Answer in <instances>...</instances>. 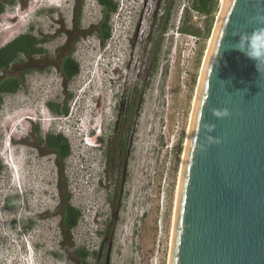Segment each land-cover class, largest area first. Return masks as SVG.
<instances>
[{
  "label": "rangeland",
  "instance_id": "obj_1",
  "mask_svg": "<svg viewBox=\"0 0 264 264\" xmlns=\"http://www.w3.org/2000/svg\"><path fill=\"white\" fill-rule=\"evenodd\" d=\"M114 1L103 44L99 0H85L78 27L76 0H0V47L28 32L48 39L46 55L0 74L28 70L0 105V264H76L72 243L94 263L104 240L110 264H168L194 101L222 1L208 17L193 0ZM91 26L97 32L79 38ZM69 52L80 73L65 82L58 63ZM49 102L67 107L68 121L52 120ZM60 133L71 150L64 161L40 142ZM62 194L82 214L66 240L56 211ZM8 195L17 197L13 210ZM14 218L25 233L10 227Z\"/></svg>",
  "mask_w": 264,
  "mask_h": 264
},
{
  "label": "water",
  "instance_id": "obj_2",
  "mask_svg": "<svg viewBox=\"0 0 264 264\" xmlns=\"http://www.w3.org/2000/svg\"><path fill=\"white\" fill-rule=\"evenodd\" d=\"M257 14L264 0L221 7L194 101L168 264H264V67L259 73L235 49L240 33L264 27L249 23Z\"/></svg>",
  "mask_w": 264,
  "mask_h": 264
},
{
  "label": "trees",
  "instance_id": "obj_3",
  "mask_svg": "<svg viewBox=\"0 0 264 264\" xmlns=\"http://www.w3.org/2000/svg\"><path fill=\"white\" fill-rule=\"evenodd\" d=\"M100 4L104 8V19L99 24V29L101 31L100 39L103 44H105L111 37L112 27L110 25V19L112 15L118 9V3L114 0H99ZM85 0H76L74 7V22L78 26L81 24V17L83 12ZM216 2L215 0H193L191 8L204 15L206 17L210 16L214 10ZM5 10V5L0 2V14ZM95 26H91L87 32H82L79 38L87 35H91L96 31ZM166 29V28H165ZM164 30V29H163ZM48 41L46 37H37L32 32L20 35L14 38L12 41L8 42L4 46L0 47V74L10 69L14 64L18 62H25L27 60H34L37 56L46 55L48 53L47 49L43 47ZM58 68L62 78L65 82H71L80 73V64L73 57V52H69L66 56L61 58L58 63ZM22 73V76H8L6 78H1L0 75V105L3 102L5 95L13 94L19 91L22 87L24 77L26 73ZM48 106L56 114H67L68 108L62 107L59 103L49 102ZM44 142L49 149L55 152L60 161H64L70 156V145L68 139L63 134H48L45 139H40V142ZM124 142V141H123ZM2 172V166L0 164V175ZM62 176V171H61ZM16 195H8L5 198V206L7 209L13 210L17 207ZM66 203V211L64 215V224L67 233L74 230L77 227L79 220L82 216L81 212L73 207L70 203V195L64 199ZM66 233V234H67ZM87 255V252L83 250L81 253Z\"/></svg>",
  "mask_w": 264,
  "mask_h": 264
},
{
  "label": "clouds",
  "instance_id": "obj_4",
  "mask_svg": "<svg viewBox=\"0 0 264 264\" xmlns=\"http://www.w3.org/2000/svg\"><path fill=\"white\" fill-rule=\"evenodd\" d=\"M249 23L264 25V15L257 14L255 16L250 17ZM235 49L244 53L247 58L252 60L255 63L257 71L260 73L262 67H264V27L254 28L251 33H240L239 41L235 45ZM213 113L217 117H226L229 115V112L227 110L220 111L217 109H213ZM68 119L69 117L67 114H56V116L52 117V120H63L61 121V123H64V121H68ZM57 126L61 128L63 125L61 124ZM211 130L212 128L210 127L209 131ZM95 131L96 129L94 128L92 133L94 134ZM20 225L21 221L19 218H14L10 221V227L14 230L19 229L18 231L23 234L26 231L21 230Z\"/></svg>",
  "mask_w": 264,
  "mask_h": 264
},
{
  "label": "flooded vegetation",
  "instance_id": "obj_5",
  "mask_svg": "<svg viewBox=\"0 0 264 264\" xmlns=\"http://www.w3.org/2000/svg\"><path fill=\"white\" fill-rule=\"evenodd\" d=\"M130 110V109H129ZM102 141V139H101ZM122 148H124V150L126 149V140H124V142L122 141L121 144ZM52 151V150H51ZM127 157L124 159V178L127 177V171H128V165H129V157H130V149L127 151ZM66 203L64 201V196L62 194V200L60 205L57 208V212L59 213L60 217H61V222H60V226L62 228V233H63V240H66L65 238L70 237L69 239H71V236L66 234L67 232L65 229V224H64V215H65V211H66ZM64 230V231H63ZM68 240V239H67ZM65 244V243H63ZM72 245L74 246V244L72 243ZM65 246V245H63ZM70 249L73 252V256H71V259L73 260V262H75L76 264H110V255H111V243H109L108 245V250L107 252H105V240L100 244V248L98 251L94 252L92 254V256H94V263H90L89 262V253H87V255H83L81 254L83 252V250L85 252H87L83 247H78V246H74ZM51 256H56L55 253H49Z\"/></svg>",
  "mask_w": 264,
  "mask_h": 264
},
{
  "label": "bare ground",
  "instance_id": "obj_6",
  "mask_svg": "<svg viewBox=\"0 0 264 264\" xmlns=\"http://www.w3.org/2000/svg\"><path fill=\"white\" fill-rule=\"evenodd\" d=\"M221 1H222V6H224L227 0H221ZM25 229H26V228H25ZM28 231H29V230H28ZM28 231H27V232H28ZM26 237H28V236L26 235ZM26 240H27V238H26ZM33 243H34V242H33ZM34 244H35V243H34ZM25 245H26V244H25ZM33 247H34V246H33ZM27 248H28V247H27ZM27 248H26V249H27ZM29 264H30V261H29Z\"/></svg>",
  "mask_w": 264,
  "mask_h": 264
}]
</instances>
